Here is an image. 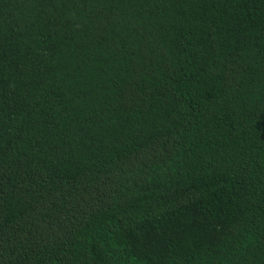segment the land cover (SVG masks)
<instances>
[{
  "label": "trees",
  "instance_id": "1",
  "mask_svg": "<svg viewBox=\"0 0 264 264\" xmlns=\"http://www.w3.org/2000/svg\"><path fill=\"white\" fill-rule=\"evenodd\" d=\"M0 264H264V0H0Z\"/></svg>",
  "mask_w": 264,
  "mask_h": 264
}]
</instances>
